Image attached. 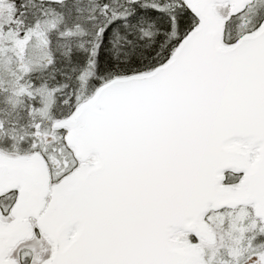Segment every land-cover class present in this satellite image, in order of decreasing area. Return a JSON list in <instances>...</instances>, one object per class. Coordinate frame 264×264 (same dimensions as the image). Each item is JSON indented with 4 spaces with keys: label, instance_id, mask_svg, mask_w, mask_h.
I'll use <instances>...</instances> for the list:
<instances>
[{
    "label": "snow or ice",
    "instance_id": "6c2138e0",
    "mask_svg": "<svg viewBox=\"0 0 264 264\" xmlns=\"http://www.w3.org/2000/svg\"><path fill=\"white\" fill-rule=\"evenodd\" d=\"M0 264H264V0H0Z\"/></svg>",
    "mask_w": 264,
    "mask_h": 264
}]
</instances>
